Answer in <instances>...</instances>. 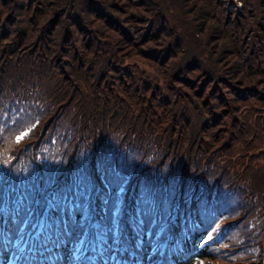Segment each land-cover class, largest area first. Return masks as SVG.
Instances as JSON below:
<instances>
[{
  "label": "trees",
  "instance_id": "obj_1",
  "mask_svg": "<svg viewBox=\"0 0 264 264\" xmlns=\"http://www.w3.org/2000/svg\"><path fill=\"white\" fill-rule=\"evenodd\" d=\"M92 234L94 264H264V0H0L2 264Z\"/></svg>",
  "mask_w": 264,
  "mask_h": 264
},
{
  "label": "rangeland",
  "instance_id": "obj_2",
  "mask_svg": "<svg viewBox=\"0 0 264 264\" xmlns=\"http://www.w3.org/2000/svg\"><path fill=\"white\" fill-rule=\"evenodd\" d=\"M10 264H16V261H15V260H12V261L10 262Z\"/></svg>",
  "mask_w": 264,
  "mask_h": 264
},
{
  "label": "snow or ice",
  "instance_id": "obj_3",
  "mask_svg": "<svg viewBox=\"0 0 264 264\" xmlns=\"http://www.w3.org/2000/svg\"><path fill=\"white\" fill-rule=\"evenodd\" d=\"M19 139H23V137H18V140H19Z\"/></svg>",
  "mask_w": 264,
  "mask_h": 264
}]
</instances>
